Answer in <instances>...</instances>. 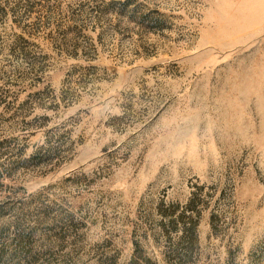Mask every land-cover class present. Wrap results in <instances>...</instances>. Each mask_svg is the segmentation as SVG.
<instances>
[{
	"label": "rangeland",
	"instance_id": "374dc122",
	"mask_svg": "<svg viewBox=\"0 0 264 264\" xmlns=\"http://www.w3.org/2000/svg\"><path fill=\"white\" fill-rule=\"evenodd\" d=\"M0 264H264V0H0Z\"/></svg>",
	"mask_w": 264,
	"mask_h": 264
}]
</instances>
